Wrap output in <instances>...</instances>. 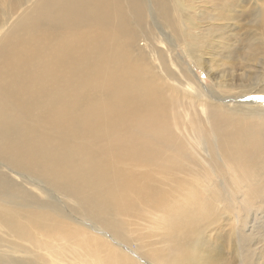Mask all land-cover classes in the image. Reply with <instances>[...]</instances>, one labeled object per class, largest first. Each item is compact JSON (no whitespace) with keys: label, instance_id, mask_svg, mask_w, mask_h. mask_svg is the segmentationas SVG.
<instances>
[{"label":"rangeland","instance_id":"obj_1","mask_svg":"<svg viewBox=\"0 0 264 264\" xmlns=\"http://www.w3.org/2000/svg\"><path fill=\"white\" fill-rule=\"evenodd\" d=\"M35 1L0 0V37L14 31L0 58V102L11 99L7 83L36 96L27 109L0 110V145L13 146L0 157L28 155L52 182L67 171L79 182L73 192L45 183L49 194L33 202L24 186L0 183V264H264V117L186 110L197 99L172 85V63L144 47L128 13L118 25L96 0H54L43 10ZM198 1H169L172 29L204 41L202 24L219 28L220 65L211 64L238 75L221 86L159 23L184 65L172 70L189 69L212 101L264 104V0H200L202 24ZM55 11L59 23L45 17ZM234 127L251 142L217 166L213 136Z\"/></svg>","mask_w":264,"mask_h":264},{"label":"bare ground","instance_id":"obj_2","mask_svg":"<svg viewBox=\"0 0 264 264\" xmlns=\"http://www.w3.org/2000/svg\"><path fill=\"white\" fill-rule=\"evenodd\" d=\"M51 1L53 2L54 0H36L34 3H35V6H38L40 10H43L44 4L50 3ZM68 1L71 3H75L76 0H68ZM169 1L170 0H124V4H122V6L117 5L118 3L116 1L114 2V0H96L95 2L97 5L99 4L101 5V7H103L104 15L111 13L112 17L115 18V20L118 22V25H122L124 23V14L128 13L129 17L131 18L133 22V25H135L136 27L142 28L145 33V37L143 39L145 41L144 47L152 46V49L150 50H153V52L157 51L158 56L161 60L165 59L166 62H171L172 68L174 65L176 66V68L177 66L184 67V65L181 62L179 63V60L175 57L174 55L175 47L171 45L169 38L168 40L166 39L167 37L164 35V32H163L164 29L162 30L159 27V23L163 27H165V31H166L165 33L167 35L171 33L172 31L174 32L175 38L171 39V41L177 40V42L179 41V43L182 42L184 44L183 46L186 49V53L192 55L191 57H193L195 61H198V64L201 65L209 74H211L214 80L217 83L219 82L221 86L223 85L222 84L223 82H227V80H229L228 77L230 75H238L234 73H223L217 66H214L211 64L213 60H217L216 64L218 66L220 65L219 63H220L221 56L216 55L214 57V55L220 54V51H218V49L216 51L215 48L222 42V36L220 37V34L222 33L219 34L218 32L219 28L215 29L214 27H212L214 29H211L209 28L211 27V25L202 24L203 22L202 18L205 13L204 10H201V7L203 9V6H201L203 4V1L199 0L200 2L198 1L199 3L193 6V8L197 11L195 15L200 17L199 22L202 24L204 37H207L206 30L210 31L208 38H205L204 41H200L196 39L197 34L190 33L184 30L183 26H180L182 30L177 29L176 26H175V30L172 29V25L176 24L177 21L171 19V8L169 5L170 4ZM209 7L211 6L209 5ZM214 13L216 12L207 13V17L213 18ZM174 14H176V12H174ZM150 15L152 17H150ZM42 16L44 15L42 14ZM45 17L48 20L51 18L54 21L57 20L56 23H59L62 20L60 19L59 12L57 11H55L54 14L52 15L45 14ZM189 23L196 25L191 20L189 21ZM184 26L187 27L188 25L185 24ZM229 27L226 28L225 30L229 29ZM155 28L158 30L159 35H157L154 32ZM13 33L14 31H10L6 35H3L0 37V58H3L4 60L8 59V53L5 52V49L11 43L10 42L11 40H9V38ZM231 33H232V30H231ZM180 37H182L183 40L179 39ZM11 39L13 38L11 37ZM227 39L229 40L230 38H227ZM157 43L159 44L157 45ZM161 44H167L168 45L167 49L166 50L161 49L163 48ZM224 45H227V43ZM227 46H232V45L229 44ZM169 51H171V56L169 55ZM167 53L170 56V58L172 57V59L169 60L168 58L165 57V54L167 55ZM67 56H69V54H67ZM262 60L264 62V59ZM9 67H11L10 64H9ZM172 68L168 74L173 80L172 85L176 89L179 88V90H181V92H183L186 95V97L190 96L191 98L195 97L197 99V100L188 99L191 106L189 105V107H186V110H189L190 107L194 108L196 106H199L201 107L200 109L198 107L196 108L206 113L204 115H207L208 118L214 116L215 114H217V112H224L223 114H225L228 117H232V118H241L246 115H251L253 117L255 116V114L258 115L259 118L264 117V104H261L259 106L250 104L251 102L259 101L258 99L252 98V100L250 101H243L244 104L239 102V104L237 103L235 106H228V104H221L219 101H216V102L212 101L208 96H206L205 93L202 92L203 90L199 88L195 77L193 76L194 79H192L191 77H189L188 74H186V73H190L189 69L185 68L183 70L178 69V71H173ZM167 69H169L168 66H167ZM251 75L253 74H247L246 72H243L240 75V77L243 76L245 78H248V77H251ZM223 77L224 78L227 77L226 78L227 80L224 79ZM257 78L259 79V77ZM255 79H252V80L255 81ZM7 87H8V92L11 95V99L9 102L7 101L0 102V110L5 106H14L17 108L19 106L22 110L27 109L30 102L35 100L36 98V96L32 95L31 93H28L27 97H23V93H21L19 89H13L10 83H7ZM239 87L242 88L244 86L240 85ZM239 91L243 93V91L241 90ZM255 109L258 110L260 113H256L257 111ZM141 125L144 126L143 124ZM212 126L214 127L216 125L213 124ZM216 135L217 136H213L212 142H214L215 145L217 146L219 154L217 155L209 154V155L211 156V161L216 163L217 166L223 165L222 164L223 160L225 161L226 159L230 157L234 158L235 160L237 156V154H235L237 153L236 150L242 146L244 147L245 146L244 144H249L252 138L250 135L243 133L236 127L223 129V131H221L220 134H216ZM200 139L201 140L204 139V136L201 137ZM202 145H205V144H202ZM9 146L13 147L11 145ZM10 147L0 145V156L5 153H11L12 150ZM179 148L182 150L180 153H178L177 150L173 149L176 157H179L184 154L183 152L184 149L182 147H179ZM18 155L19 156L17 158L14 157L13 159H11V157L8 156L5 158V160L0 157V167L4 169L2 173L4 174V176H6V177H3V176L0 177V183L11 184L14 182L15 185L24 186V188L28 192H30L29 194H27L26 200L30 199L33 202L35 197L41 198L45 195H48L49 193L47 192L48 189H45V183L46 184L51 183L54 187H56L59 190H66L70 192H73L74 189L76 188V184L79 182V179L75 175H73L70 171L65 172V175L59 177L58 180H55L52 182L51 180L52 173L49 172L47 169L45 170L42 169L43 162L38 161V160L35 161L28 155L25 157H23L21 154H18ZM143 155L149 156L148 152H143ZM227 166L229 167V170H232V166L229 164V162H227ZM52 171L58 172L59 170L56 167H53ZM11 189L17 190L18 188L11 185ZM49 190L54 191L52 189H49ZM58 193L62 194L61 192H58ZM5 196H7L5 192H0V203H4ZM88 205L92 206L93 203L88 204ZM50 206H51V209L54 210L55 205H50ZM92 209L98 212V206L95 205L93 206ZM96 212L91 211L87 217L89 218V221L91 223H94L99 228L97 224L100 223V221H102V217ZM35 215H36V211H34V214L33 212H31L32 217H35ZM51 219L53 220L52 217ZM87 225H90V224H87Z\"/></svg>","mask_w":264,"mask_h":264}]
</instances>
